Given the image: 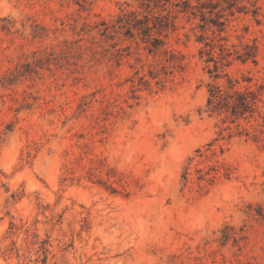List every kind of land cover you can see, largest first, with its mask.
Instances as JSON below:
<instances>
[{"label": "rangeland", "instance_id": "obj_1", "mask_svg": "<svg viewBox=\"0 0 264 264\" xmlns=\"http://www.w3.org/2000/svg\"><path fill=\"white\" fill-rule=\"evenodd\" d=\"M187 1L0 0V264H264V0Z\"/></svg>", "mask_w": 264, "mask_h": 264}, {"label": "trees", "instance_id": "obj_2", "mask_svg": "<svg viewBox=\"0 0 264 264\" xmlns=\"http://www.w3.org/2000/svg\"><path fill=\"white\" fill-rule=\"evenodd\" d=\"M187 2V0H184V3ZM149 19L146 16V21ZM132 28L137 27L132 26ZM230 54V49L226 46H223V52L219 54L217 59L211 54L212 59L208 61H212L215 64L217 72L215 75L216 79L222 76L220 72L222 67L220 65L224 66L225 62L230 64ZM225 77V83L215 82L210 86L207 111L211 113L226 112L235 122L241 117L247 118L248 115L253 116L257 112L262 118L263 123L251 128H246L238 123V130H241V133H245L247 136H252L255 141L264 142V114L256 107L257 101L259 100L256 91L248 85L241 87L240 81L231 77L228 73H225Z\"/></svg>", "mask_w": 264, "mask_h": 264}]
</instances>
